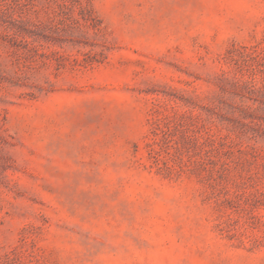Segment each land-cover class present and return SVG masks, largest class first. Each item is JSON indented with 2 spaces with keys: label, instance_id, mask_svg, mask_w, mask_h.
<instances>
[{
  "label": "rangeland",
  "instance_id": "374dc122",
  "mask_svg": "<svg viewBox=\"0 0 264 264\" xmlns=\"http://www.w3.org/2000/svg\"><path fill=\"white\" fill-rule=\"evenodd\" d=\"M0 264H264V0H0Z\"/></svg>",
  "mask_w": 264,
  "mask_h": 264
}]
</instances>
